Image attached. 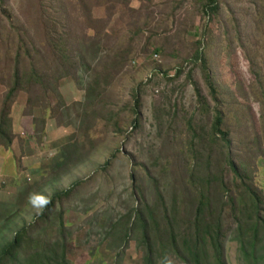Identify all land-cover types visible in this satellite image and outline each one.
<instances>
[{
  "label": "rangeland",
  "instance_id": "374dc122",
  "mask_svg": "<svg viewBox=\"0 0 264 264\" xmlns=\"http://www.w3.org/2000/svg\"><path fill=\"white\" fill-rule=\"evenodd\" d=\"M63 1L65 25L72 30L66 64L44 53V83L19 93L11 114L13 145L0 143V243L29 228L25 240L33 246L27 250L30 255L56 246L65 264H143L141 230L122 243L123 219L131 209L145 214L147 206L164 212L176 223L179 244L195 221V209L184 201L185 194L192 202L197 190L208 195L215 217L221 207L226 209L228 195H222L220 182L230 181L236 197L233 173L225 163V149L210 143L216 105L202 64L195 68L190 63L201 38L216 81L228 97L224 115L234 131L235 161L253 162V186L264 200V140L261 151L254 147L257 133L264 138V105L254 95L249 61L258 60L264 76V38L255 25L260 0H219V16L204 14L203 0H85V12L79 8L81 0ZM20 2L9 0L18 15ZM25 10L29 15L30 7ZM86 15L89 26L82 24ZM236 19L242 38L236 33ZM37 37L43 44L44 36ZM4 56L0 50V123L12 73ZM178 70L183 71L180 76ZM94 72L102 82L88 96ZM137 92L142 122L134 129L129 127V109ZM92 99L100 107L92 105ZM117 121L124 132L120 136L113 130ZM191 129L194 135H189ZM189 137L197 154L190 155ZM114 153L118 157L106 172L103 168ZM59 157L72 160L71 173L58 167ZM134 165L140 167L133 171ZM66 172L70 181L87 183L37 224L43 206L31 204L29 197L51 198L55 188L68 190ZM189 174H194L195 185ZM229 212L223 220L227 264H248L238 240L239 220ZM28 256L24 249L18 260L26 263ZM158 264L182 263L167 254Z\"/></svg>",
  "mask_w": 264,
  "mask_h": 264
},
{
  "label": "trees",
  "instance_id": "16d2710c",
  "mask_svg": "<svg viewBox=\"0 0 264 264\" xmlns=\"http://www.w3.org/2000/svg\"><path fill=\"white\" fill-rule=\"evenodd\" d=\"M20 1L21 13L19 11L18 15V13L14 12V9L9 6V0H0V50H2L5 55L4 59L6 63L12 68L8 84L9 91L2 110L0 123V143L6 148H10L14 142L11 127V114L19 93L44 83V78L40 69V62L42 61L44 53L50 55L53 59H58L59 63L66 64L64 60L67 58L69 50L67 45L70 44V40L72 39V30L67 29L65 25L67 21V11L65 12V2L63 0ZM203 1L205 2L202 9L204 14L220 15L222 5L219 0ZM78 5L82 12L86 11L85 0H81ZM27 6L30 7L31 10L29 15L26 14L27 11L25 10ZM256 7V13L258 14V19L255 21L256 29L258 25V30L264 38V0H260V3H257ZM23 18H25V20ZM239 23L238 19H236V33L242 38V34L240 33L242 28ZM82 24L89 26L88 15L84 17ZM62 30H65V32L61 35L60 32ZM40 34L45 38L44 43L43 41L41 42L43 44H39L36 40L39 39L37 36H40ZM203 44L204 41L201 38L197 44L198 49L195 54H193L190 63L195 68L199 66L200 62L202 64L201 69L209 94L216 105L209 138L210 143L213 145L219 144L225 149V163L228 166L229 172L233 173V187L237 190L235 192L237 196L233 197L234 190L230 188L231 182H224V178L220 182L221 192H223V196L228 195V201H226L225 204L226 209L225 207H221L220 215L215 217L213 210L216 208L213 207L214 205L211 203V199L208 198V195L201 192L198 193L197 190L194 192L195 197L192 202L185 194L184 201L188 202L190 205L192 204L195 209V221L191 224L192 227L188 232L181 237V244L178 243L179 237L177 235V230H175V221H170L164 212L155 213L146 206V212L144 214L140 213V210H135V208H133L125 215V219H123L126 222V228L125 230L122 229V243L125 239L130 238V234L140 229L141 245L144 246L143 264H158L159 260L166 261L167 254L173 255L182 264H227L225 251V237L227 234L225 232L223 220L224 212L229 210V213L235 215L237 217L236 219L239 220L238 240L243 242V250L247 257L246 260L249 262L248 264H264V200L253 186L252 177L256 174V170L252 169L254 166L252 165V161L241 164H237L235 161L236 158H234L233 151L234 131L232 127L225 123V115L226 112H228V110L225 111V107L228 103V97L222 92V88L216 81L211 60ZM41 49L44 50L41 52ZM48 60H51L49 56ZM249 61L251 64V71L255 76V83L252 86L254 95H256V99L264 105L263 71L259 67L260 63H257L258 60L252 61L249 59ZM69 63V65H71V62ZM74 63L73 61V65ZM76 66L79 68L78 62L75 63V67ZM180 69H184V67ZM182 72V70H178L177 75L180 76ZM75 74L76 72L73 69L72 75ZM90 81L92 83L90 82L87 91L88 96H91L92 92H94L95 87L93 86L101 85L100 82H102V78L99 74L94 72V74L90 76ZM47 86V88H51L48 83ZM92 100H94V103L91 102L92 105L100 107L96 99ZM132 101L133 104L129 110L132 112L133 119L129 123V127L131 124L132 128L139 129L142 122L143 104L138 92L134 93ZM205 111L206 110H204V112ZM172 117H174L175 120L173 123L176 124V113L172 115ZM113 120L114 119L110 120V122ZM113 130L114 133L119 136L124 133L119 128L118 121L113 124ZM189 131V135L193 134L192 129ZM263 140L264 138L257 133L254 138V147L256 149L259 148L261 151ZM188 144L190 147V155L192 153L197 154V147L193 138L189 137ZM190 155L188 158H190ZM257 155L254 154L251 158L254 159ZM65 156L62 157L65 159ZM117 157L118 154L114 153L106 162L103 170L106 172L109 171ZM71 161V159L64 161L60 158L57 160V164L59 168L64 166L62 169H67V171L71 173L70 171L74 168V166H71ZM135 167L138 168L140 166L134 165L133 171ZM69 173H65V176L68 178L67 180L70 182L69 189L63 190L55 188L52 197L48 198L49 203L43 206V210L40 212V218H38L36 222L37 224H40V219H45L49 212H51L59 202L63 203L64 199L71 197L73 193L78 192V190L83 188L87 183V180L75 178L70 181ZM189 176L191 177L190 181L195 185L196 182L193 181L194 174H189ZM59 178L63 179L64 174H60ZM93 180L94 178L91 179V181ZM136 186L134 180L133 187ZM160 200L162 201V198H160ZM175 202V212H179L180 200L176 199ZM133 213L136 215L134 216ZM59 218L61 219V216ZM160 218L162 219L160 220ZM159 223H162V225ZM31 227L33 228V225ZM28 233L29 228L15 231L9 240L0 243V264H48L50 260L59 261L58 264H65V255L62 251V253L59 254V250L55 249L57 248L56 246L46 247L44 250H35L30 255V252L27 250L33 246H31L30 241L27 242L25 240ZM24 249L26 254L29 255L27 257L28 263L18 260V255ZM89 263H91V261H89Z\"/></svg>",
  "mask_w": 264,
  "mask_h": 264
},
{
  "label": "clouds",
  "instance_id": "9594fccd",
  "mask_svg": "<svg viewBox=\"0 0 264 264\" xmlns=\"http://www.w3.org/2000/svg\"><path fill=\"white\" fill-rule=\"evenodd\" d=\"M29 202L35 206H46L49 203V199L46 197H42V196H30L29 197Z\"/></svg>",
  "mask_w": 264,
  "mask_h": 264
}]
</instances>
